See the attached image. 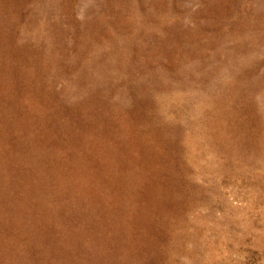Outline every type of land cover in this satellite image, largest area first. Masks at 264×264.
<instances>
[{"label":"rangeland","instance_id":"rangeland-1","mask_svg":"<svg viewBox=\"0 0 264 264\" xmlns=\"http://www.w3.org/2000/svg\"><path fill=\"white\" fill-rule=\"evenodd\" d=\"M0 264H264V0H0Z\"/></svg>","mask_w":264,"mask_h":264}]
</instances>
